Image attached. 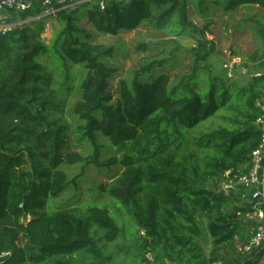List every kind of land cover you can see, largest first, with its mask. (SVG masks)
<instances>
[{
	"label": "trees",
	"instance_id": "16d2710c",
	"mask_svg": "<svg viewBox=\"0 0 264 264\" xmlns=\"http://www.w3.org/2000/svg\"><path fill=\"white\" fill-rule=\"evenodd\" d=\"M214 1L227 12L264 7V0ZM99 2L57 12L60 27L49 43L43 34L52 15L0 33V264H264V248L219 256L223 245L249 243L246 224L255 222L252 208L212 187L227 170L250 168L261 137L254 121L264 75L250 78L236 99L226 76L209 72L202 81L197 71L214 44L189 20L188 0ZM82 20L109 35L147 22L191 35L196 68L174 80L164 71L170 61L153 58L119 80L116 96L111 81L119 68L105 61L116 47L96 42ZM257 34L264 49V26ZM224 109L236 111L235 127L200 130ZM73 140L88 143L90 152L74 150ZM106 149L113 154L101 159ZM80 163L122 168L100 188L114 200L113 212L53 204L70 185L65 166ZM139 230L145 236L122 240ZM209 237L210 256L201 241Z\"/></svg>",
	"mask_w": 264,
	"mask_h": 264
},
{
	"label": "rangeland",
	"instance_id": "374dc122",
	"mask_svg": "<svg viewBox=\"0 0 264 264\" xmlns=\"http://www.w3.org/2000/svg\"><path fill=\"white\" fill-rule=\"evenodd\" d=\"M98 1L92 0L90 3L91 5H96ZM188 3L189 20L199 28L204 29L205 36L214 44L212 53L205 61L201 62L204 66L200 65L197 71L202 81L207 77L209 72H212L211 74L213 75L220 74L225 76L224 62L232 60L233 58L231 59V57L233 56H238L242 60L251 62L254 55L258 56L264 51L261 39L257 34L258 24L264 26L263 6L250 4L242 6L234 12H227L223 10L221 4L216 3L214 0H204V8H198L197 0H188ZM47 19L48 23L43 34V39L49 43L60 25L55 15ZM81 23L86 25L93 33L96 42L116 47L114 56L105 60L108 65L119 68L118 74L111 81L112 90L116 96L118 95L119 80L124 76L132 77L146 61H150L153 58H166L170 61V64L167 63L165 66L164 71L170 70L174 80H179L182 76L192 73L196 68L195 56L191 51L195 40L191 35L177 36L169 30L157 29L149 22L140 25L132 31H122L117 35H109L98 32L83 20ZM190 29L193 31L192 27ZM205 65L208 66L207 69ZM152 74H157V71H152ZM252 75V73L241 74L240 72H236L228 80L229 83L233 84L230 86L233 99L242 97L239 89L246 85L248 80L252 78ZM241 109L242 107L239 106V110ZM235 112L234 109L220 110L214 117L202 123L199 128L200 130H210L219 125L228 128L235 127ZM64 117L68 121L75 123L69 113L65 112ZM103 139L102 137L100 140L103 141ZM72 144L73 149L77 152L85 154L90 152V146L86 142L73 140ZM112 154V150L106 149L101 159L108 158ZM64 169L68 173L70 185L60 198L55 199L53 204L66 206L67 208H82L88 204H99L102 207H108L113 212L112 206L114 205V200L100 188L120 175L122 168L119 165L113 166L112 169H105L92 164L85 166L80 163L73 166H65ZM224 181V179L216 178L212 187L219 190L220 185ZM235 198V202H241L238 197ZM251 218L249 219L252 222L253 218ZM252 223L248 222L246 224V237L254 231V224ZM203 230L205 233L208 232L206 221ZM139 236H145V232L139 230L138 234L134 233V235L123 237L122 240L125 243L131 244ZM201 241L207 255L210 256L213 249L211 238L209 237L207 240L201 239ZM242 241V239H238L234 244L223 245L218 249L219 256H224L227 259L235 258V250L238 249L240 251ZM20 243L24 246L26 240L22 239Z\"/></svg>",
	"mask_w": 264,
	"mask_h": 264
},
{
	"label": "built area",
	"instance_id": "2783aa9c",
	"mask_svg": "<svg viewBox=\"0 0 264 264\" xmlns=\"http://www.w3.org/2000/svg\"><path fill=\"white\" fill-rule=\"evenodd\" d=\"M92 0H0V33L7 35L19 27H23L34 19L47 15H56L61 10H72L78 5ZM100 7L104 8V0H100ZM38 8H43L39 13L25 16V13ZM233 58V59H232ZM224 62L226 78L230 79L236 72L241 74L252 73V77L264 75V55L258 61L247 62L238 56ZM242 60V61H241ZM250 63V64H249ZM242 68V71H241ZM260 110L254 125L260 131L261 137L257 147L251 153L250 168L247 172H234L227 170L220 185V191L238 197L243 206L253 209L251 217L254 220V231L249 243L242 245L240 251L251 254L264 248V85L261 96L256 100ZM147 258L152 260L151 254ZM212 264H222L214 261Z\"/></svg>",
	"mask_w": 264,
	"mask_h": 264
},
{
	"label": "water",
	"instance_id": "95a60500",
	"mask_svg": "<svg viewBox=\"0 0 264 264\" xmlns=\"http://www.w3.org/2000/svg\"><path fill=\"white\" fill-rule=\"evenodd\" d=\"M219 194H226V192L224 190L220 191Z\"/></svg>",
	"mask_w": 264,
	"mask_h": 264
}]
</instances>
